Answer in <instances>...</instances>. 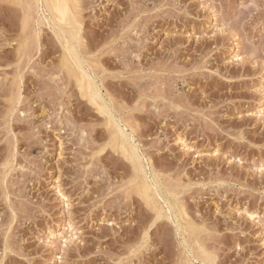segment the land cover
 <instances>
[{
    "label": "rangeland",
    "instance_id": "1",
    "mask_svg": "<svg viewBox=\"0 0 264 264\" xmlns=\"http://www.w3.org/2000/svg\"><path fill=\"white\" fill-rule=\"evenodd\" d=\"M71 5L0 0V264H264V0Z\"/></svg>",
    "mask_w": 264,
    "mask_h": 264
},
{
    "label": "bare ground",
    "instance_id": "2",
    "mask_svg": "<svg viewBox=\"0 0 264 264\" xmlns=\"http://www.w3.org/2000/svg\"><path fill=\"white\" fill-rule=\"evenodd\" d=\"M43 3L45 2L47 7L52 11V13L55 16V19L57 18L58 21L62 22L63 24H65L66 26L71 25L72 21L75 19V15H74V11L71 5V0H42ZM40 2V1H38ZM45 6V5H44ZM46 7V8H47ZM50 12V11H49ZM51 19V18H50ZM58 24V22H57ZM60 25V24H59ZM59 28V27H58ZM60 31V30H59ZM62 32V31H61ZM71 38L73 40L74 36L71 35ZM62 39V37H61ZM66 42V41H65ZM71 42V40H70ZM76 42V41H75ZM64 43V42H63ZM77 46V45H76ZM65 47L67 49H69V52L72 54V51H74L73 46L70 45L69 41H67L65 43ZM64 47V48H65ZM79 47V46H78ZM70 56V55H69ZM68 57V56H67ZM72 60V59H71ZM78 68L80 70V78L82 80H86L87 76H89V74L86 73V70L84 69V67L82 66L81 63H79ZM91 68V67H90ZM88 81V80H87ZM82 83V82H80ZM82 85V84H81ZM83 86V85H82ZM88 86H90V83H88ZM89 88V87H88ZM87 89V88H86ZM88 92V91H87ZM89 95V94H88ZM101 96V95H100ZM90 97V96H89ZM92 99L95 100V102L100 105L102 107V105L100 103H98L96 97L93 95ZM93 100V102H94ZM92 101V100H91ZM108 102V101H107ZM105 105V104H104ZM114 116V115H113ZM125 129V128H124ZM119 133V131H118ZM121 135V134H120ZM130 138V137H129ZM134 139V138H133ZM124 141V140H123ZM122 147L125 151L128 150V148H126V145L123 143ZM133 157V156H132ZM144 157V156H143ZM146 160V159H145ZM138 173V172H137ZM155 184V183H154ZM168 211V210H167ZM179 230V229H178ZM186 247V245H185Z\"/></svg>",
    "mask_w": 264,
    "mask_h": 264
}]
</instances>
